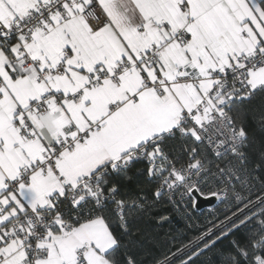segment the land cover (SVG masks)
<instances>
[{
    "label": "snow or ice",
    "instance_id": "obj_1",
    "mask_svg": "<svg viewBox=\"0 0 264 264\" xmlns=\"http://www.w3.org/2000/svg\"><path fill=\"white\" fill-rule=\"evenodd\" d=\"M257 98L264 0H0V264H142L198 195L235 210L152 264H264Z\"/></svg>",
    "mask_w": 264,
    "mask_h": 264
},
{
    "label": "trees",
    "instance_id": "obj_2",
    "mask_svg": "<svg viewBox=\"0 0 264 264\" xmlns=\"http://www.w3.org/2000/svg\"><path fill=\"white\" fill-rule=\"evenodd\" d=\"M262 104H264V100L257 98L253 101L252 107L258 108ZM250 132L255 138L256 148H259L262 136L260 129L252 124ZM142 186L148 187L146 183H142ZM207 191L206 189L205 192L207 193ZM221 200L222 198L217 200L212 207L202 210H197L195 207L189 208L186 214L177 213L170 206L162 205L141 216L134 225L136 243L134 251L138 259L142 261V264H152L154 258H163V255L175 253L177 249L194 247L198 243V238L208 232L213 223L219 224L220 221L225 220V217H231L235 210L234 204L228 200L224 202ZM160 214L168 216L171 223L161 225L158 222ZM239 236L240 233H237L236 236L229 237V240L224 241L223 244H218L216 249L205 252L196 260V264H218L219 249Z\"/></svg>",
    "mask_w": 264,
    "mask_h": 264
},
{
    "label": "water",
    "instance_id": "obj_3",
    "mask_svg": "<svg viewBox=\"0 0 264 264\" xmlns=\"http://www.w3.org/2000/svg\"><path fill=\"white\" fill-rule=\"evenodd\" d=\"M217 202V198L214 196H197L196 206L197 210H202L204 208L212 207Z\"/></svg>",
    "mask_w": 264,
    "mask_h": 264
},
{
    "label": "built area",
    "instance_id": "obj_4",
    "mask_svg": "<svg viewBox=\"0 0 264 264\" xmlns=\"http://www.w3.org/2000/svg\"><path fill=\"white\" fill-rule=\"evenodd\" d=\"M217 198V197H216ZM220 198H217V200H219Z\"/></svg>",
    "mask_w": 264,
    "mask_h": 264
}]
</instances>
